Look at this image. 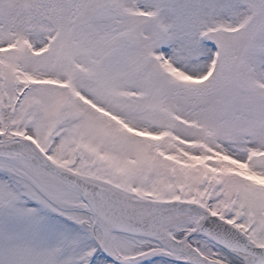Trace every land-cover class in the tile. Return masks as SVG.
Masks as SVG:
<instances>
[{"label": "snow or ice", "instance_id": "obj_1", "mask_svg": "<svg viewBox=\"0 0 264 264\" xmlns=\"http://www.w3.org/2000/svg\"><path fill=\"white\" fill-rule=\"evenodd\" d=\"M0 264H264V0H0Z\"/></svg>", "mask_w": 264, "mask_h": 264}]
</instances>
